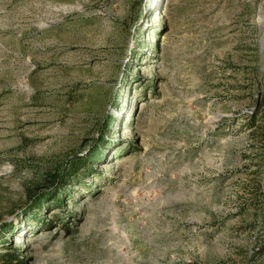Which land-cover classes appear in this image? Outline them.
Wrapping results in <instances>:
<instances>
[{
	"label": "rangeland",
	"instance_id": "rangeland-1",
	"mask_svg": "<svg viewBox=\"0 0 264 264\" xmlns=\"http://www.w3.org/2000/svg\"><path fill=\"white\" fill-rule=\"evenodd\" d=\"M0 264H264V0H0Z\"/></svg>",
	"mask_w": 264,
	"mask_h": 264
}]
</instances>
